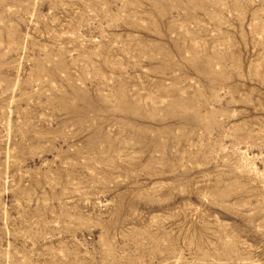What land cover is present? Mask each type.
Returning a JSON list of instances; mask_svg holds the SVG:
<instances>
[{
    "label": "rangeland",
    "instance_id": "obj_1",
    "mask_svg": "<svg viewBox=\"0 0 264 264\" xmlns=\"http://www.w3.org/2000/svg\"><path fill=\"white\" fill-rule=\"evenodd\" d=\"M0 264H264V0H0Z\"/></svg>",
    "mask_w": 264,
    "mask_h": 264
}]
</instances>
